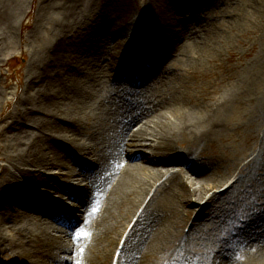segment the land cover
<instances>
[{"label": "bare ground", "instance_id": "bare-ground-1", "mask_svg": "<svg viewBox=\"0 0 264 264\" xmlns=\"http://www.w3.org/2000/svg\"><path fill=\"white\" fill-rule=\"evenodd\" d=\"M211 2L175 0L164 11L134 14L111 0H59V18L47 45L32 55L22 48L15 57L19 65L10 66V81L3 82L0 73V87L17 83L7 105L15 106L14 113L0 115L5 128L0 139L17 132L19 144L0 155L8 164L0 166V210L12 206L19 219L27 220L16 227L11 217L0 219V264H178L193 260L197 250L179 232L186 222L191 232L200 223L195 203L203 202L200 211L209 210L253 187H258V201H264L263 150L227 169L237 180L222 193H214L221 185V159L211 161L203 150L228 137L227 115L241 97L249 103L246 125L264 132V86L256 85L264 68V37L245 64L233 69L223 95L203 104L188 88L196 75L194 64L178 67L180 60L173 55L176 46L189 48L181 43L184 30L207 23L198 18L183 25L173 15ZM26 3L0 0V63L2 47L14 39ZM27 17L22 42L25 31L35 37L41 25L40 18L33 21L32 12ZM97 19H114L118 28L108 25L98 31L93 26ZM146 41L153 43L145 46L150 56L142 49ZM210 49L209 44L197 47L198 57H190L199 60ZM92 106L98 107L96 122L91 115L83 118L88 111L82 107ZM39 146L44 151H36ZM67 158L69 173L61 183L54 170ZM27 163L36 172H25ZM171 165L186 171L170 173ZM195 182H200L198 188ZM254 206L258 213L264 202L258 208L254 201ZM175 211L186 218L179 223L168 218ZM8 224L6 236L3 229ZM32 225L42 229L33 239ZM254 225L250 223L248 235L242 236L247 243L260 244L264 232ZM50 228L57 233H50ZM71 228L75 235H68L66 242L63 235ZM225 242L216 248L221 260L214 264H247L230 262ZM116 246H122L117 258ZM61 253L69 257L61 261ZM255 264H264V251Z\"/></svg>", "mask_w": 264, "mask_h": 264}, {"label": "rangeland", "instance_id": "rangeland-1", "mask_svg": "<svg viewBox=\"0 0 264 264\" xmlns=\"http://www.w3.org/2000/svg\"><path fill=\"white\" fill-rule=\"evenodd\" d=\"M111 1L121 6L126 12L129 10V12L137 14L147 10L152 12L154 10L160 11L161 9V11H164L168 7V4L173 3L175 0ZM211 1V4L203 7L193 5L191 9H185V11L178 12L172 17L183 25L190 20L194 21L198 18L207 20L204 26H197L190 31L184 30L181 43L183 46H189V48L184 50L182 49V45H179L174 48L173 52L174 58L180 60L179 63H176L178 67L183 68V66L188 67L194 64L192 68L197 71L196 75L191 78L188 88L192 97L197 99L201 104H203L204 100L211 102L223 95L229 85H231V78L235 74L233 69L241 64H245L246 60L249 59L248 55L250 53L254 54L260 48L264 37V0ZM58 2L59 0H51L50 5L46 6L45 0H27L26 8L19 16L16 24L17 31L14 39L11 43L2 47L0 73L3 75V82L10 81L8 78L11 74L10 66L19 65L20 61L15 57L20 56L22 48L27 51L28 55H32L37 53L43 46L47 45L52 34V29L54 28V23L59 18L60 12L58 8L56 9V4ZM254 6L261 7V10L256 12ZM31 12L33 21L40 18L41 25L35 37L31 36L30 30L25 31V40L22 42V25L23 22L27 23L29 21L27 16ZM116 22L117 21L114 19H97L93 21V26L98 31L107 29L108 25H111V28L116 30L119 25ZM121 36L124 38V35ZM161 40L165 43L166 48L172 49V47H168L164 38ZM206 44H209L211 49L205 52L199 60H193L190 56L198 57L197 53L199 51L196 50L197 47L201 48ZM145 46L149 47L150 43L148 44L146 41L142 47L143 52L150 56L151 52ZM66 78L72 80L69 76H66ZM69 82L71 84L73 80ZM256 85L257 87L264 86V68L256 77ZM213 88L215 91L214 94H212ZM161 89H163V87H161ZM16 90L17 83L14 81L9 87H0V115L5 114L7 116L8 113H14L15 106L7 109V105ZM248 105L247 97H241L227 115V123L229 125L228 137L220 144L217 143L211 147L203 148L205 151L204 154L208 155L210 153L211 161L216 158L221 159L219 171L221 185L214 193H222L227 187L236 182L237 179H235V175H232V171L229 173L227 172V169L231 168L233 163L247 158L255 151L259 153L263 150L264 152L262 147L264 132L253 129L250 125H246ZM82 108L83 111H88L83 115L84 119L91 115L95 122L97 121L99 115L97 106H92V110H87L86 107ZM262 110H264V106ZM4 129L3 126H0V134ZM136 129H138V127L135 128V130ZM16 133L17 132L10 133L9 135L7 134L5 137L6 139H0V155H8L12 150H16L19 147ZM35 150L39 152L41 150L44 151L43 147L40 146L35 148ZM48 156L50 158L53 157L52 154H48ZM65 160L66 163L63 167L54 170V172L57 173L55 176L56 179L61 183L64 182L69 173L70 162L68 158ZM6 165H8L6 161H0V166ZM24 170L27 173H34L37 168L27 163L24 166ZM167 170L170 173L180 170L186 171L183 166L176 168L172 165L169 166ZM82 179L83 178L80 176L79 182L77 183L78 185L81 184ZM20 181L23 186H26L23 180ZM199 183L200 182H195L194 188H198ZM52 197L57 198V194L54 191ZM231 197L230 201L228 200L229 202L227 201L209 210L207 207L205 210L200 211L199 207L203 202L195 203L196 205L193 209L195 210V216L198 215V218H201L200 223L196 230L191 232V223L186 222L182 225L179 232L184 234L187 237L186 242L197 250L191 255V258H194L193 260L184 259L182 263L178 264H214L215 261H220L221 258L216 248L222 245L221 241L223 239L227 238L229 239L225 243H228L230 246L227 252V257L229 259L231 258L230 262L242 261L247 264H255L262 260L264 236L260 244L257 241L247 243L242 236L244 233L245 237L248 235L249 231L247 230L250 228L248 227L250 223H256V225L251 227H261L264 232V222L262 221L264 217V206H262L261 210L259 209L258 213L255 211L254 206V201H256L258 208L264 202L263 200L258 201L260 197L258 187L248 189L244 193L242 191H237ZM68 203L72 204L71 202ZM79 203L80 202H76L78 207H80ZM186 216L185 213L178 214L175 211L172 213L170 212L168 218H174V222L179 223L180 220L186 218ZM4 217H11L13 219L11 221L16 227H21L27 223V220L19 219L15 209L9 205H5L4 208L0 210V219H4ZM186 221L188 220L186 219ZM10 227L11 226L8 224V226L3 229V233L6 236L10 235ZM30 228L31 239L35 238V236L42 231L40 226L32 225ZM49 232L55 234L57 230L55 228H50ZM121 249L120 246H116V257L121 252ZM19 254L22 253L19 252ZM60 256H68V254L61 253ZM25 258L28 259V256H25ZM65 259L66 257H62L61 261Z\"/></svg>", "mask_w": 264, "mask_h": 264}]
</instances>
